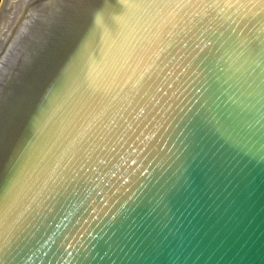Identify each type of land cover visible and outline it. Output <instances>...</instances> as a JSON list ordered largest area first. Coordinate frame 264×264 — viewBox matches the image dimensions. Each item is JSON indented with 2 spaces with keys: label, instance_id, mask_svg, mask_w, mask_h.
Returning <instances> with one entry per match:
<instances>
[{
  "label": "water",
  "instance_id": "water-1",
  "mask_svg": "<svg viewBox=\"0 0 264 264\" xmlns=\"http://www.w3.org/2000/svg\"><path fill=\"white\" fill-rule=\"evenodd\" d=\"M0 264H264V0H0Z\"/></svg>",
  "mask_w": 264,
  "mask_h": 264
}]
</instances>
